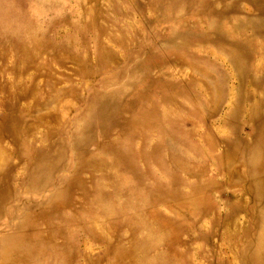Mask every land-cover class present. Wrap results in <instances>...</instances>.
<instances>
[{"label": "rangeland", "instance_id": "1", "mask_svg": "<svg viewBox=\"0 0 264 264\" xmlns=\"http://www.w3.org/2000/svg\"><path fill=\"white\" fill-rule=\"evenodd\" d=\"M0 264H264V0H0Z\"/></svg>", "mask_w": 264, "mask_h": 264}]
</instances>
